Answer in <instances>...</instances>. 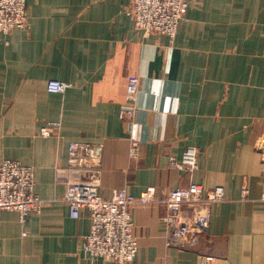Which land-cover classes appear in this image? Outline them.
Instances as JSON below:
<instances>
[{
    "label": "crops",
    "instance_id": "1",
    "mask_svg": "<svg viewBox=\"0 0 264 264\" xmlns=\"http://www.w3.org/2000/svg\"><path fill=\"white\" fill-rule=\"evenodd\" d=\"M173 40L143 35L127 14L131 0H26L27 26L0 32V164L33 167L41 211L19 221L0 211V264H117L82 252L90 216L61 201L54 166L71 141L102 147L103 196L124 188L167 191L191 181L225 199L189 248L168 246L158 205L131 209L136 258L127 264H264V0H186ZM138 81L134 115L125 99ZM68 87L51 93L47 83ZM58 122L48 137L38 134ZM131 140L138 158L131 159ZM187 147L198 169L171 168ZM249 190L240 198L241 186Z\"/></svg>",
    "mask_w": 264,
    "mask_h": 264
},
{
    "label": "built area",
    "instance_id": "2",
    "mask_svg": "<svg viewBox=\"0 0 264 264\" xmlns=\"http://www.w3.org/2000/svg\"><path fill=\"white\" fill-rule=\"evenodd\" d=\"M187 9L186 0H131L126 11L134 27L143 35L155 34L173 40L179 22ZM29 15L26 0H0V32L7 34L27 26ZM68 84L50 80L47 90L60 93ZM138 81L129 80L125 99L132 108L120 112V118L129 120L134 115ZM58 122H47L38 132L40 136L52 135L51 128ZM100 144L71 141L67 146L65 165L54 166L56 181L65 190L61 201L66 203L69 215L77 219L86 210L90 216L89 231L84 236L82 252L89 260L103 259L117 264L132 262L138 254V243L133 234L131 209L135 205H158L165 209L159 219L166 234L168 246L189 248L196 246L208 228L211 206L225 199L222 186L209 190L194 182L167 191L148 187L138 196L129 194L124 188L115 190L109 196L100 191ZM128 155L138 158V143L131 140ZM171 168L187 173L198 169V155L194 147H187L177 159L169 156ZM249 190L241 186L240 198L247 199ZM264 200V194L260 196ZM45 201L35 191L34 170L15 160L6 159L0 164V211H15L19 221L24 223L29 214H38ZM213 256H205L202 264H214Z\"/></svg>",
    "mask_w": 264,
    "mask_h": 264
}]
</instances>
